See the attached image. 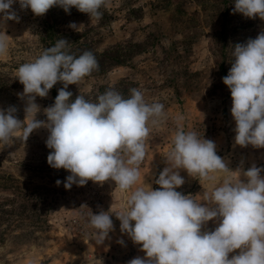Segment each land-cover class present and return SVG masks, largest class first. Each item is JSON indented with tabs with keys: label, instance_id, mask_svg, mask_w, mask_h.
<instances>
[{
	"label": "rangeland",
	"instance_id": "rangeland-1",
	"mask_svg": "<svg viewBox=\"0 0 264 264\" xmlns=\"http://www.w3.org/2000/svg\"><path fill=\"white\" fill-rule=\"evenodd\" d=\"M12 7L19 20L0 28L9 44L0 56V109L15 106L16 117L25 119L26 100L17 95L23 92L18 67L66 39L70 54L91 52L98 62L91 75L68 86L72 99L81 95L96 102L106 90L128 98L129 90L138 88L147 103L164 105L165 118L155 127L149 124L146 156L134 187L159 188L154 180L166 166L164 156L172 147L179 116L184 131L215 142L217 154L232 171L199 180L181 170L185 183L177 191L202 203L228 176L240 179L237 168H264V148L234 143L231 93L222 79L232 66L233 47L264 32V20L234 14V0H110L100 9L99 20L75 8L68 14L54 6L37 17L30 9L21 11L18 3ZM73 22L82 25L79 31L69 27ZM62 87L58 82L46 98H36L37 120L46 121L44 109L54 104ZM31 118L29 114L25 123ZM48 135L41 127L25 141L21 129L7 145L0 143V264H128L143 256L120 232L114 214L122 211L127 195L112 181L102 186L89 181L70 190L63 183L57 186L69 173L48 165ZM101 210L113 214L114 231L98 244L86 225L90 212ZM214 227L211 221L207 225L208 230Z\"/></svg>",
	"mask_w": 264,
	"mask_h": 264
},
{
	"label": "clouds",
	"instance_id": "clouds-1",
	"mask_svg": "<svg viewBox=\"0 0 264 264\" xmlns=\"http://www.w3.org/2000/svg\"><path fill=\"white\" fill-rule=\"evenodd\" d=\"M109 2L0 0V28L8 20H19L12 7L17 3L21 11L30 9L37 17L57 6L65 13L75 8L90 20H99L103 15L100 9L107 8ZM234 4V14L264 20V0H234ZM81 26L69 24L76 31ZM67 44L66 39H60L18 67L16 78L23 92L17 95L26 100L25 119L16 117L15 106L0 109V143L7 145L21 129L26 141L34 130L45 127L49 133L46 147L51 150L48 165L69 173L63 182L56 181L57 186L63 183L70 190L89 181L101 186L114 182L115 188L127 195L122 211L114 213L120 232L144 253L128 264H264V168L255 164L247 170L237 168L240 179L228 176L210 195H204L202 203L177 191L185 183L181 170L199 180L209 179L210 173L232 171L217 154L215 142L195 131H184L179 127L184 118L179 116L172 147L164 156L166 166L154 180L159 188L134 187L146 156L149 124L155 127L165 118L164 105L147 103L138 88L130 89L128 98L106 90L96 102L81 95L72 99L68 86L91 75L98 62L91 52L78 57L70 54ZM8 48L7 34L0 30V56ZM232 57V66L222 79L231 93L234 143L242 148H264V32L236 44ZM58 82L63 87L54 104L44 109L46 121L37 120L40 106L36 98H46ZM29 114L32 118L25 123ZM112 215L103 210L89 214L86 226L94 230L98 244L114 231ZM210 221L213 230L207 229Z\"/></svg>",
	"mask_w": 264,
	"mask_h": 264
},
{
	"label": "trees",
	"instance_id": "trees-1",
	"mask_svg": "<svg viewBox=\"0 0 264 264\" xmlns=\"http://www.w3.org/2000/svg\"><path fill=\"white\" fill-rule=\"evenodd\" d=\"M221 72L224 74V67L221 65L220 67Z\"/></svg>",
	"mask_w": 264,
	"mask_h": 264
}]
</instances>
